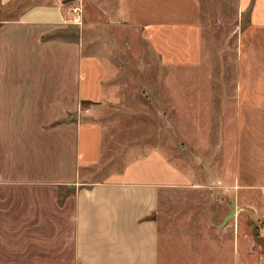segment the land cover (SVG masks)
I'll return each instance as SVG.
<instances>
[{"label":"rangeland","instance_id":"374dc122","mask_svg":"<svg viewBox=\"0 0 264 264\" xmlns=\"http://www.w3.org/2000/svg\"><path fill=\"white\" fill-rule=\"evenodd\" d=\"M201 1L202 62L197 67H164L134 28L94 32L99 43L110 45L115 69L110 79L114 101L102 107L109 124L104 158L92 178L121 169L128 160L148 151L146 146L160 147L179 167L208 178L209 183L203 188L162 190L158 213L161 245L168 238V243L183 244L189 250L205 247L218 237L217 230L227 240L230 232L224 227L233 231L231 225L243 221L252 226L259 248L264 222L258 215L264 211V114L257 119L255 106L264 111V32L251 25L252 3L242 11L239 0ZM52 31L42 39L79 42L83 37L81 24ZM6 52L1 46L0 62L9 53L17 64L19 53ZM13 75L10 105L3 102L5 84H0V264H74L68 221L71 210L57 206L49 210L51 203L21 181L32 179L31 172H35V166L27 163V137L26 145H21L25 126L29 125L25 128L34 141L40 142L35 159H53L52 141H46L51 136L44 130L53 119L46 113L56 102L52 86L20 79L17 67ZM245 104L250 105L251 116L245 113ZM253 113L254 131L247 129ZM71 118H77V113L69 112L63 120ZM7 120L17 122L7 126L9 142ZM67 157L62 155V161ZM71 184L65 188L69 194L75 191ZM41 192L45 195L44 188ZM233 205L236 215L224 224Z\"/></svg>","mask_w":264,"mask_h":264},{"label":"crops","instance_id":"0c3cea01","mask_svg":"<svg viewBox=\"0 0 264 264\" xmlns=\"http://www.w3.org/2000/svg\"><path fill=\"white\" fill-rule=\"evenodd\" d=\"M251 3L252 0H239L242 11ZM76 6L82 9L80 41L43 40V35L52 30L77 24L73 22ZM202 7L201 0H0V48L19 53L17 64L9 53L0 62V81L4 82L0 84H5L3 102L6 106L12 102L9 80H15L16 67L20 79L44 81L49 84L47 87L52 86L50 92L56 101L46 110L53 119L44 129L51 136L46 141H52V160L35 159L40 142L30 136L25 128L29 125L24 129L20 126L25 132L22 148L25 137L28 139L27 163L35 166V172H31L34 176L29 177L32 179L21 181L51 203L49 210H71L68 221L74 264H264V228L258 230L257 248L252 226L243 221L232 224L233 231L224 227L225 232L231 233L227 240L217 230L218 239L209 240L205 247L189 250L183 244L168 243V238L161 245L158 213L162 190L203 188L209 183L208 178L179 167L160 147L146 146L148 151L128 160L121 169L92 178L93 170L102 166L104 158L109 124L102 107L114 101L110 79L115 69L110 45L99 43L94 32L100 28H134L164 67H197L202 62ZM251 25L264 32V0H255ZM34 72L37 75H31ZM83 101L89 105L82 108ZM245 107V113L251 116L250 105ZM255 109L258 119L264 111L261 106ZM69 112L77 113V118L64 121ZM252 117L247 129L254 131L256 115L253 113ZM15 125L16 121L7 120V142V126ZM65 154L67 161H62ZM242 157L245 159L244 154ZM248 157L247 153L245 160ZM210 180L214 183L212 176ZM71 183L75 191L69 194L65 188ZM152 215L154 218L147 219ZM258 215L264 219V211Z\"/></svg>","mask_w":264,"mask_h":264},{"label":"built area","instance_id":"2783aa9c","mask_svg":"<svg viewBox=\"0 0 264 264\" xmlns=\"http://www.w3.org/2000/svg\"><path fill=\"white\" fill-rule=\"evenodd\" d=\"M73 12L76 14V16L73 18V22H75L77 24H81L82 23V9H81V6H76L73 9ZM262 228H264V224H263Z\"/></svg>","mask_w":264,"mask_h":264},{"label":"water","instance_id":"95a60500","mask_svg":"<svg viewBox=\"0 0 264 264\" xmlns=\"http://www.w3.org/2000/svg\"><path fill=\"white\" fill-rule=\"evenodd\" d=\"M235 213H236V206L233 205V210L232 212L227 216V218L225 219L224 222H226L228 219H230L232 216H235Z\"/></svg>","mask_w":264,"mask_h":264},{"label":"trees","instance_id":"16d2710c","mask_svg":"<svg viewBox=\"0 0 264 264\" xmlns=\"http://www.w3.org/2000/svg\"><path fill=\"white\" fill-rule=\"evenodd\" d=\"M254 2H255V0H252V6L254 5ZM82 103H87V102H85V101H83ZM89 103V102H88ZM149 218H154V215H152V216H148L147 217V219H149Z\"/></svg>","mask_w":264,"mask_h":264}]
</instances>
